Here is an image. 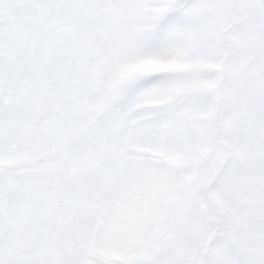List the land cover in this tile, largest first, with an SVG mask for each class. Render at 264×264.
Masks as SVG:
<instances>
[{"label":"snow or ice","instance_id":"1","mask_svg":"<svg viewBox=\"0 0 264 264\" xmlns=\"http://www.w3.org/2000/svg\"><path fill=\"white\" fill-rule=\"evenodd\" d=\"M0 264H264V0H0Z\"/></svg>","mask_w":264,"mask_h":264}]
</instances>
